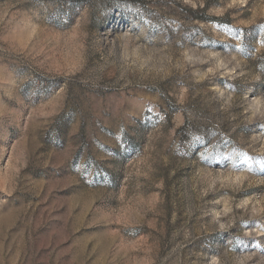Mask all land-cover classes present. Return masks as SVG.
Instances as JSON below:
<instances>
[{
  "label": "rangeland",
  "instance_id": "obj_1",
  "mask_svg": "<svg viewBox=\"0 0 264 264\" xmlns=\"http://www.w3.org/2000/svg\"><path fill=\"white\" fill-rule=\"evenodd\" d=\"M0 264H264V0H0Z\"/></svg>",
  "mask_w": 264,
  "mask_h": 264
}]
</instances>
